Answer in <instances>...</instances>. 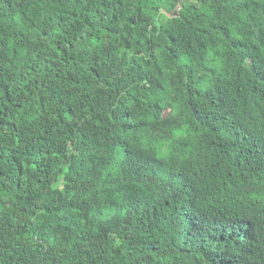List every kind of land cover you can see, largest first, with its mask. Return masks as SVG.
<instances>
[{
	"label": "trees",
	"instance_id": "1",
	"mask_svg": "<svg viewBox=\"0 0 264 264\" xmlns=\"http://www.w3.org/2000/svg\"><path fill=\"white\" fill-rule=\"evenodd\" d=\"M0 264H264V0H0Z\"/></svg>",
	"mask_w": 264,
	"mask_h": 264
}]
</instances>
